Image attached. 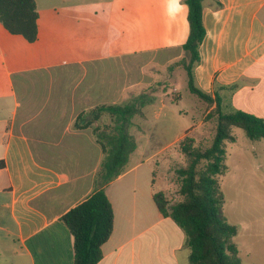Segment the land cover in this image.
<instances>
[{
	"label": "crops",
	"instance_id": "obj_1",
	"mask_svg": "<svg viewBox=\"0 0 264 264\" xmlns=\"http://www.w3.org/2000/svg\"><path fill=\"white\" fill-rule=\"evenodd\" d=\"M35 3L34 42L0 23V264H74L73 237L62 217L99 188L105 153L93 127L111 125L101 113L81 130L77 117L123 105L153 87L157 71L184 56L188 8L183 0ZM203 24L195 85L218 95L225 112L264 118V0H204ZM168 113L156 100L133 119L137 149L104 186L114 227L97 264H189L184 231L153 199L168 189L157 182L154 162L187 131L164 142L171 139ZM252 144L255 153L261 148L264 168V141ZM243 230L264 235L251 221Z\"/></svg>",
	"mask_w": 264,
	"mask_h": 264
},
{
	"label": "trees",
	"instance_id": "obj_2",
	"mask_svg": "<svg viewBox=\"0 0 264 264\" xmlns=\"http://www.w3.org/2000/svg\"><path fill=\"white\" fill-rule=\"evenodd\" d=\"M183 2L188 8L189 35L179 64L187 73L190 92L209 105L215 104L205 116V121L215 122V132L206 147L196 146L195 139L189 136L180 140V150L187 158V165L176 170L183 199L171 203L163 192H157L153 199L159 211L184 231L190 249L189 264H241L234 241L237 228L227 222L223 213L219 179L226 172V143L236 141L233 129H242L251 140H264V118L241 110L225 112L218 95L214 99L195 85L193 70L200 61L199 49L206 35L204 0ZM37 20L35 0H0V23L11 34L34 42ZM152 101L141 94L123 105L99 106L77 117L75 127L81 130L92 127L101 113L109 116L111 125L93 127L105 153L98 173L99 188L62 217L73 237L74 264H97L103 258V245L114 227V210L104 186L121 175L137 149L130 132L133 119Z\"/></svg>",
	"mask_w": 264,
	"mask_h": 264
},
{
	"label": "rangeland",
	"instance_id": "obj_3",
	"mask_svg": "<svg viewBox=\"0 0 264 264\" xmlns=\"http://www.w3.org/2000/svg\"><path fill=\"white\" fill-rule=\"evenodd\" d=\"M179 61L180 58L163 72L158 70L156 79L159 81L143 94L147 95V99L162 101L169 110L167 116L171 139L164 142L175 140L174 137L187 130L181 138L185 135L192 137L196 146L206 147L212 142L215 122L205 121V116L214 108L190 92L187 73ZM188 129H191L190 133H187ZM233 134L236 141L226 143V172L219 179L224 198L223 213L227 222L234 225L239 232L234 241L239 245L240 251L243 250L239 256L241 264H264V235L251 237L243 230L244 224L251 221L257 231L264 234V168H261V148L257 146V152L252 151L254 140L249 139L242 129L234 128ZM180 139L172 146L173 149L180 150ZM173 149L157 156L159 164L154 162L157 182L165 181L168 186L165 189L166 196L171 203L183 199L179 193L180 180L176 170L187 165V158L182 151L180 150L183 156L180 155L183 158L178 159V154ZM167 155L171 158V163L165 162ZM171 167L175 176L169 170ZM245 252H250L249 256Z\"/></svg>",
	"mask_w": 264,
	"mask_h": 264
}]
</instances>
